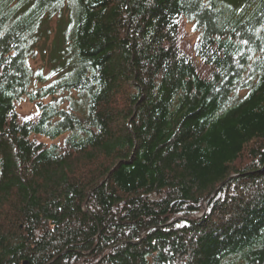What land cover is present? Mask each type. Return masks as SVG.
<instances>
[{"label":"trees","instance_id":"1","mask_svg":"<svg viewBox=\"0 0 264 264\" xmlns=\"http://www.w3.org/2000/svg\"><path fill=\"white\" fill-rule=\"evenodd\" d=\"M25 262L264 264V0H0V264Z\"/></svg>","mask_w":264,"mask_h":264},{"label":"rangeland","instance_id":"2","mask_svg":"<svg viewBox=\"0 0 264 264\" xmlns=\"http://www.w3.org/2000/svg\"><path fill=\"white\" fill-rule=\"evenodd\" d=\"M23 110H24L25 112H29V111L31 110V106H30L29 104H24V105H23Z\"/></svg>","mask_w":264,"mask_h":264},{"label":"water","instance_id":"3","mask_svg":"<svg viewBox=\"0 0 264 264\" xmlns=\"http://www.w3.org/2000/svg\"><path fill=\"white\" fill-rule=\"evenodd\" d=\"M24 264H28V262H25Z\"/></svg>","mask_w":264,"mask_h":264}]
</instances>
